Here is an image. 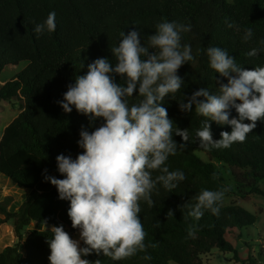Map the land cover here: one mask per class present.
<instances>
[{
  "label": "trees",
  "instance_id": "16d2710c",
  "mask_svg": "<svg viewBox=\"0 0 264 264\" xmlns=\"http://www.w3.org/2000/svg\"><path fill=\"white\" fill-rule=\"evenodd\" d=\"M263 6L264 0H0V73L7 66L26 62L0 85V103L14 99L20 107L0 136V173L29 190L15 211L8 209L12 196L0 200V225L13 220L17 238L15 245L0 250V264H50L47 238L52 237V226L63 225L76 239L79 230L71 226L67 215L69 201L59 199L56 187L44 176L64 178L55 157L64 154L75 159L84 151L77 145L81 127L91 132L103 120L97 118L89 126L85 115L74 107L65 112L58 102L63 100L67 86L77 75H84L95 59L108 58L115 65L111 48L118 44L121 31L127 34L138 29L141 43L147 44L149 35L163 21L191 25L190 31L182 33L181 43L191 46L194 60L183 64L177 73L184 86L174 97L166 95L161 102L173 127L189 133L190 142H184L187 147L178 149L166 162L170 171L181 170L186 178L172 192L157 185L158 191L152 194L153 207L140 202L138 217L146 232V251L122 261L95 253L82 258L91 264H203L202 256L218 249L233 252L235 262L240 264H260L254 255L240 257L226 239L227 235L238 236L241 228L253 224L255 216L238 204L224 205L223 201L218 216L206 210L197 221L190 211L203 189L226 187L224 197L236 192L264 195L259 186L264 183V121L256 122L243 143L206 151L195 139L204 118L196 115L195 106L191 113H184L178 104L182 98L187 102V97L200 88L216 94L220 83H227V78L210 68L208 47L227 50L244 68L264 66V52L247 56L252 48L264 47ZM53 11L55 31L37 36L35 25ZM228 23L238 26L239 31ZM246 28L253 30V36L244 42ZM112 75L115 83L126 86L122 74ZM138 99L132 97L130 102ZM236 115L233 109L230 118ZM209 123L213 139H219L221 131H231L229 125ZM173 139L177 144L183 142L175 134ZM196 149L207 160L200 158ZM219 167L226 169L232 184ZM159 174L153 172V178ZM30 224L32 227L27 228ZM23 230L27 231L25 236ZM190 230L193 236H189ZM80 246H84L82 241ZM146 254L151 259H144Z\"/></svg>",
  "mask_w": 264,
  "mask_h": 264
},
{
  "label": "clouds",
  "instance_id": "9594fccd",
  "mask_svg": "<svg viewBox=\"0 0 264 264\" xmlns=\"http://www.w3.org/2000/svg\"><path fill=\"white\" fill-rule=\"evenodd\" d=\"M227 26L239 31L232 23ZM55 29L53 11L33 31L39 36ZM190 30L191 25L163 21L149 35L147 44L141 43L138 29L127 34L121 31L118 44L111 48L115 65L108 58H97L88 64L84 75H77L67 86L63 100L58 102L62 109L71 112L74 107L88 118L89 126L97 118L103 123L91 132L81 127L77 145L84 151L75 159L64 154L55 157L64 178L44 176L56 187L58 198L69 201L67 215L71 226L79 230L77 240L63 225L51 227L52 237L47 238L50 264H91L82 258L91 253L122 261L146 251V232L138 217L140 202L153 207L152 194L158 191L157 185L172 192L186 178L181 170L170 171L166 162L178 149L187 147L184 142H190L189 133L173 127L161 102L166 95L174 97L184 86L177 73L183 64L194 60L191 46L181 43L182 33ZM252 36L251 28L243 30L244 42ZM260 52L264 47H254L247 56L255 57ZM206 55L210 68L227 78V83H220L216 94L200 88L187 97V102L182 98L178 107L191 113L195 106L196 115L204 118L195 133L200 147L206 151L227 149L243 143L256 122L264 121V66L244 68L227 50L216 46L208 47ZM113 73L122 74L126 86L115 83ZM132 97L139 99L131 103ZM233 109L237 115L230 118ZM210 121L229 125L231 131H221L220 138L213 139ZM174 134L183 142L177 144ZM157 171L160 174L153 178ZM227 191L226 187L203 189L190 215L197 221L206 210L218 216ZM193 235L190 230L189 236ZM81 241L84 246H80ZM144 259L151 257L146 254Z\"/></svg>",
  "mask_w": 264,
  "mask_h": 264
},
{
  "label": "rangeland",
  "instance_id": "374dc122",
  "mask_svg": "<svg viewBox=\"0 0 264 264\" xmlns=\"http://www.w3.org/2000/svg\"><path fill=\"white\" fill-rule=\"evenodd\" d=\"M264 8V6H263ZM26 65V62H20L18 65H10L3 69L0 73V85L21 68ZM19 102L12 99L10 101L4 100L0 103V136L2 134L3 127L8 124L19 112ZM195 153L202 159L207 160L205 154L200 150L196 149ZM221 164V163H216ZM220 168V167H219ZM227 182L232 184V180L225 168H220ZM50 176L56 177L55 174ZM8 180V181H7ZM259 186L264 190V183H259ZM29 190L22 187L18 183L13 182L6 176L0 173V200L4 199L7 195L13 197V200L8 206L10 211H15L19 204L22 202L24 194L28 193ZM238 204L243 209L247 210L253 216L255 221L253 224L241 228L238 232V236H226V239L236 249L239 256L242 258L247 257L249 254L264 264V195L260 194H248L242 193L230 194L223 199V204ZM30 224L27 228H31ZM26 228V229H27ZM26 230H23L22 234L25 236ZM76 239L79 240V232L77 233ZM17 238L13 231V220H9L7 223L0 225V250L6 245H15ZM19 249L22 251V247L19 245ZM203 264H240L235 262L233 258V252H223L218 249L211 250L202 256ZM174 264V263H171ZM246 264V263H244Z\"/></svg>",
  "mask_w": 264,
  "mask_h": 264
},
{
  "label": "crops",
  "instance_id": "0c3cea01",
  "mask_svg": "<svg viewBox=\"0 0 264 264\" xmlns=\"http://www.w3.org/2000/svg\"><path fill=\"white\" fill-rule=\"evenodd\" d=\"M3 102V101H2ZM8 181V180H7Z\"/></svg>",
  "mask_w": 264,
  "mask_h": 264
}]
</instances>
